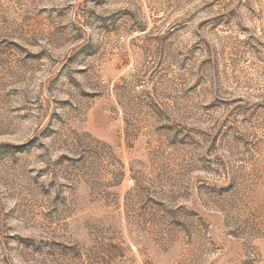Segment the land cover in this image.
Masks as SVG:
<instances>
[{"label": "rangeland", "instance_id": "obj_1", "mask_svg": "<svg viewBox=\"0 0 264 264\" xmlns=\"http://www.w3.org/2000/svg\"><path fill=\"white\" fill-rule=\"evenodd\" d=\"M0 264H264V0H0Z\"/></svg>", "mask_w": 264, "mask_h": 264}]
</instances>
